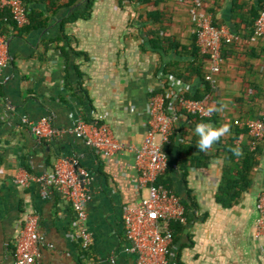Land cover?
<instances>
[{
  "label": "crops",
  "instance_id": "obj_1",
  "mask_svg": "<svg viewBox=\"0 0 264 264\" xmlns=\"http://www.w3.org/2000/svg\"><path fill=\"white\" fill-rule=\"evenodd\" d=\"M196 1L204 3L215 26L238 37L223 50L217 84L221 116L229 111L233 124L258 119L264 112V37L256 33L254 23L262 0H153L149 7L162 12L167 36L189 44L195 36L190 10ZM36 8L48 12L44 5ZM84 8L85 0H79L62 8L45 28L6 35L12 63L0 69V264H17V240L30 215L39 217L44 238L35 249L36 264H136V257L125 252L124 214L127 208L140 207L149 190L138 187L135 154L108 159L71 134L40 140L24 119L49 118L58 130L74 127L81 119L88 124L98 121L122 142L139 147L148 133L151 99L169 78L168 64L194 60L152 49L147 31L160 25L147 22L146 7L121 5L119 0H98L89 20L66 26L69 43L56 42L62 21ZM170 84L176 91L182 88L172 80ZM183 85L192 97L205 90L197 77ZM197 122L181 114L175 124L173 191L184 200L192 195L199 209L175 241L171 264H264V236H256L264 152L250 192L234 208L224 209L216 202L222 159L191 168L188 177L179 170L181 145L199 140L193 131ZM249 139L245 134L237 143ZM65 162L70 167L76 162L75 168L91 177L84 184L92 196L87 206L92 235L87 260L75 236L77 215L62 193L37 182L23 188L15 180L26 173L41 177Z\"/></svg>",
  "mask_w": 264,
  "mask_h": 264
},
{
  "label": "built area",
  "instance_id": "obj_2",
  "mask_svg": "<svg viewBox=\"0 0 264 264\" xmlns=\"http://www.w3.org/2000/svg\"><path fill=\"white\" fill-rule=\"evenodd\" d=\"M182 3L185 0H180ZM0 10H8L11 19L21 28L31 24L28 9L23 0H0ZM190 14L195 24L194 35L198 37V46L204 54L210 55L211 64L206 74V81L210 83L213 94L201 100L186 98L184 85L171 78L180 87L173 90L172 103L167 106L163 94L154 95L150 105V120L148 133L144 143L137 147L119 140L112 129L101 122L88 124L79 120L74 127L58 130L52 125L51 119L43 118L38 122L24 119V124L40 139L54 140L64 134L75 135L93 148L98 154L112 159L120 153H134L140 172L139 188H147L149 196L144 199L140 207H130L125 210L124 225L128 245L127 254L136 257V264H171L173 246L175 243L172 223H186V209L182 199L164 185L158 184L161 177L169 169V156L165 150L174 135L175 124L179 120L181 111L201 119H212L214 112L208 110L217 106L218 77L223 71V50L225 46L234 44L238 37L223 28L213 24L212 18L204 12V3L196 1ZM256 33L264 37V0L261 4V14L255 22ZM12 63L9 43L6 36L0 32V69L7 68ZM175 85L173 84L172 87ZM236 126L248 129L249 138L253 139L252 149L257 148V141L264 138V120L242 119L235 121ZM77 163L68 165L58 164L55 169L41 177L31 174L18 175L16 183L23 188H29L32 182L43 185L47 190L57 189L72 206L77 215L76 239L84 247V258H88V250L92 245V235L87 228L88 203L92 196L84 184L90 180L88 173H80ZM69 166V167H67ZM258 219L256 236H264V193L259 196ZM39 217L30 215L21 230L17 240V264H36V247L44 241L39 232ZM89 261V260H88ZM89 264H91L89 262Z\"/></svg>",
  "mask_w": 264,
  "mask_h": 264
},
{
  "label": "trees",
  "instance_id": "obj_3",
  "mask_svg": "<svg viewBox=\"0 0 264 264\" xmlns=\"http://www.w3.org/2000/svg\"><path fill=\"white\" fill-rule=\"evenodd\" d=\"M79 0H23L28 9V16L31 21L29 26L19 28L17 24L11 19L8 10H0V32L6 36L12 30L19 31L25 34L32 30L45 28L51 19L56 16L64 7H71ZM98 0H85V8L78 10L71 14L69 17L62 21V34L56 42L68 41L69 36L66 33V26L76 23L80 20H89L92 16L93 9ZM153 0H119L121 5L126 2L131 4H140L147 8L146 15L147 22L154 21L155 25H160L159 28H151L147 31L148 39L151 48L154 50H162L168 54L170 51H175L181 57H190L193 62L187 61H174L169 63L166 68V84L157 94H163L166 98V105L172 103L173 97L171 92L175 89L170 84L171 78L188 85L194 78H200L205 85L204 93L192 97L191 94L185 93V97L189 99L201 100L207 95L213 94L210 83L206 81V74L211 64L210 55L204 54L198 46V37L195 35L189 44L178 41L175 37L167 36L164 26V19L162 12L151 11L149 7ZM159 4L158 0H155ZM65 2V4H64ZM67 2V3H66ZM44 5L48 12L37 9L36 6ZM259 15L255 18H259ZM255 24V23H254ZM255 26V25H254ZM225 48V47H224ZM64 55L68 56L65 46L60 48ZM81 76V75H80ZM171 77V78H170ZM168 81V82H167ZM216 108L219 109L218 105ZM181 114L187 115L190 119L197 120L198 123H209L213 127H221L225 124L224 117L221 116L220 111H215L212 119H201L196 116L188 115L184 110ZM258 119L264 120V112L261 113ZM103 124V123H101ZM249 131L244 126H230V132L223 135L220 140L215 143L207 151H200L196 146L198 141H185L181 145V157L179 160V170L183 173L184 177H188L191 168L209 167L212 160L222 159L224 161L223 175L216 195V202L224 209H232L237 206L244 196L250 192L253 187L254 174L261 165V158L264 152V138L257 141V148L252 149L253 139H249L247 143L238 144L240 138L248 134ZM176 147V135L171 138L170 144L166 145L165 150L169 156V169L163 177L158 181V184L164 185L166 188L173 191V181L171 179L170 164L172 160L173 150ZM234 148L242 149L243 154L239 157L233 154ZM185 156V158H183ZM183 205L186 209V223L174 222L172 228L174 231L175 241L183 235L191 220V214L199 209V204L192 195L188 199H182Z\"/></svg>",
  "mask_w": 264,
  "mask_h": 264
},
{
  "label": "clouds",
  "instance_id": "obj_4",
  "mask_svg": "<svg viewBox=\"0 0 264 264\" xmlns=\"http://www.w3.org/2000/svg\"><path fill=\"white\" fill-rule=\"evenodd\" d=\"M222 109H218L212 107L208 110V114H211L215 111H221ZM194 134L199 137L197 147L200 151H207L210 149L215 143H217L220 138L225 135L226 133L230 132V125L224 124L221 127H213L209 123H198L195 128L193 129ZM233 154L237 157L243 154L242 149L234 148Z\"/></svg>",
  "mask_w": 264,
  "mask_h": 264
},
{
  "label": "rangeland",
  "instance_id": "obj_5",
  "mask_svg": "<svg viewBox=\"0 0 264 264\" xmlns=\"http://www.w3.org/2000/svg\"><path fill=\"white\" fill-rule=\"evenodd\" d=\"M223 117H224V120H225V124H228L230 126H233L234 125L232 123L233 121H232V117H231L229 111H227L226 114H225V116H223Z\"/></svg>",
  "mask_w": 264,
  "mask_h": 264
}]
</instances>
